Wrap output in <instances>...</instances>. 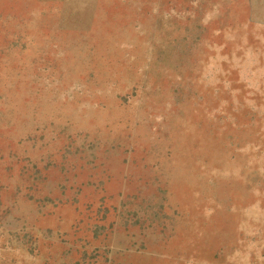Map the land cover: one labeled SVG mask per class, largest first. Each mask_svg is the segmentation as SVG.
I'll list each match as a JSON object with an SVG mask.
<instances>
[{"label":"rangeland","instance_id":"374dc122","mask_svg":"<svg viewBox=\"0 0 264 264\" xmlns=\"http://www.w3.org/2000/svg\"><path fill=\"white\" fill-rule=\"evenodd\" d=\"M0 264H264V0H0Z\"/></svg>","mask_w":264,"mask_h":264}]
</instances>
